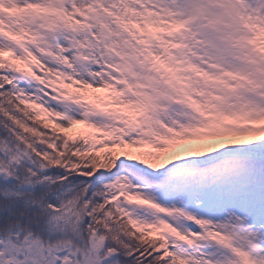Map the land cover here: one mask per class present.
Masks as SVG:
<instances>
[{
	"label": "snow or ice",
	"instance_id": "6c2138e0",
	"mask_svg": "<svg viewBox=\"0 0 264 264\" xmlns=\"http://www.w3.org/2000/svg\"><path fill=\"white\" fill-rule=\"evenodd\" d=\"M0 264H264V0H0Z\"/></svg>",
	"mask_w": 264,
	"mask_h": 264
}]
</instances>
